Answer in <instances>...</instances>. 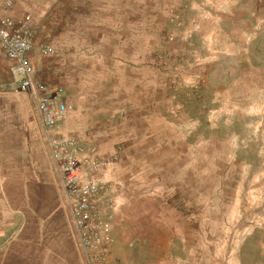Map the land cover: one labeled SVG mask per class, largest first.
Segmentation results:
<instances>
[{
	"label": "rangeland",
	"instance_id": "rangeland-1",
	"mask_svg": "<svg viewBox=\"0 0 264 264\" xmlns=\"http://www.w3.org/2000/svg\"><path fill=\"white\" fill-rule=\"evenodd\" d=\"M14 6L33 30L38 79L66 106L59 131L106 173L94 178L112 204L109 264H264V0ZM20 76L0 50L5 236L19 221L2 187L15 206L10 175L28 158L24 128L39 121Z\"/></svg>",
	"mask_w": 264,
	"mask_h": 264
},
{
	"label": "built area",
	"instance_id": "built-area-1",
	"mask_svg": "<svg viewBox=\"0 0 264 264\" xmlns=\"http://www.w3.org/2000/svg\"><path fill=\"white\" fill-rule=\"evenodd\" d=\"M13 3L14 0H3L0 10L8 9ZM32 38L33 30L26 21L0 15V50L20 71L19 90L30 93L35 100L78 245L87 264H109L113 246L109 215L112 204L101 200L107 188L94 178L100 161L97 157L84 156L82 143L73 135L59 131L66 106L55 102L38 79L29 57ZM50 50L49 46H42L40 53L47 54Z\"/></svg>",
	"mask_w": 264,
	"mask_h": 264
},
{
	"label": "crops",
	"instance_id": "crops-1",
	"mask_svg": "<svg viewBox=\"0 0 264 264\" xmlns=\"http://www.w3.org/2000/svg\"><path fill=\"white\" fill-rule=\"evenodd\" d=\"M0 15L20 20L23 14L14 6L8 11L1 9ZM39 121L35 119L24 128L34 136L26 141L28 158L19 172L10 175L21 184L19 192L15 193L18 197L15 206L8 198V189L2 187L7 210L16 214L19 223L13 235L5 236V225L0 228V264H87L71 226L59 177ZM92 140V137L86 138L87 143ZM100 168L98 166L94 175L105 178L106 173H101ZM12 217L10 213L4 221L7 226L11 225Z\"/></svg>",
	"mask_w": 264,
	"mask_h": 264
}]
</instances>
